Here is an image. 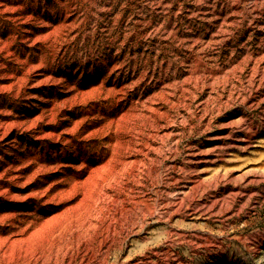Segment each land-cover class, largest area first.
I'll return each mask as SVG.
<instances>
[{
	"label": "rangeland",
	"instance_id": "1",
	"mask_svg": "<svg viewBox=\"0 0 264 264\" xmlns=\"http://www.w3.org/2000/svg\"><path fill=\"white\" fill-rule=\"evenodd\" d=\"M27 263L264 264V0H0V264Z\"/></svg>",
	"mask_w": 264,
	"mask_h": 264
},
{
	"label": "bare ground",
	"instance_id": "2",
	"mask_svg": "<svg viewBox=\"0 0 264 264\" xmlns=\"http://www.w3.org/2000/svg\"><path fill=\"white\" fill-rule=\"evenodd\" d=\"M97 150H98V149H97ZM128 156H129V155H128ZM131 156H132V155H131ZM126 158H127V157H126ZM131 159H132V158H131ZM131 159H130V160H131ZM136 160H137V159H136ZM126 162H127V161H126ZM129 162H130V161H129ZM129 162H128V163H129ZM137 162H138V161H137ZM82 163H84V162H82ZM134 163H135V162H134ZM130 164H131V163H130ZM73 165H74V164H73ZM82 165H83V164H82ZM74 166H75V165H74ZM71 167H72V166H71ZM73 168H74V167H73ZM102 174H103V173H102ZM107 174H108V173H107ZM103 177L105 178V176H103ZM99 179H100V178H99ZM99 179H98V180H99ZM108 181H109V180H108ZM107 184H108V183H107ZM107 184H106V185H107ZM103 185H104V184H103ZM103 185H102V186H103ZM31 240H32V239H31ZM21 247H22V246H21ZM52 247H53V246H52ZM20 252H21V251H20ZM22 252H23V251H22ZM2 256H3V255H2ZM50 261H51V260H50ZM29 263H30V262H29ZM31 263H32V262H31ZM46 263H47V262H46ZM48 263H49V262H48ZM27 264H28V263H27Z\"/></svg>",
	"mask_w": 264,
	"mask_h": 264
}]
</instances>
